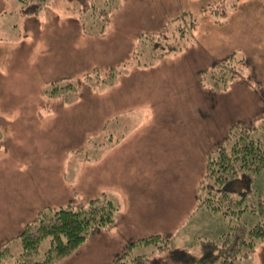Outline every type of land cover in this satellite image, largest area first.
Segmentation results:
<instances>
[{"label": "rangeland", "instance_id": "1", "mask_svg": "<svg viewBox=\"0 0 264 264\" xmlns=\"http://www.w3.org/2000/svg\"><path fill=\"white\" fill-rule=\"evenodd\" d=\"M47 1L34 12L0 0V243L39 204L95 198L118 206L117 223L58 264L125 253L127 264H181L171 249L132 243L160 233L199 257L198 238L259 223L252 211L196 208V188L230 126L264 125V0ZM227 187L264 192V171ZM239 264H264V241Z\"/></svg>", "mask_w": 264, "mask_h": 264}, {"label": "trees", "instance_id": "2", "mask_svg": "<svg viewBox=\"0 0 264 264\" xmlns=\"http://www.w3.org/2000/svg\"><path fill=\"white\" fill-rule=\"evenodd\" d=\"M20 1L28 7L33 2L34 12L42 9L48 2ZM103 14L108 17L110 12L103 10ZM104 28L103 25L101 32ZM222 62L231 64L226 59ZM220 65L214 64L204 73L214 76V71L222 69ZM98 70L97 68L94 72H99ZM233 77H237V74L234 73ZM87 78L92 77L88 75ZM225 80L216 81L213 88L221 90ZM227 134L224 142L207 154L203 179L196 188V208H205L211 213L221 211L231 216L252 211L259 214L260 222L249 227L246 222L239 221L229 225L228 230L217 239L198 238L194 247H199V257L194 256L189 249L177 247L173 238L166 239L160 233L137 239L132 244H152L160 254L171 249L174 258L181 264H192L195 260H199L201 264H239L241 259H248L257 245L264 241V192L241 190L240 195L236 197L227 187L231 181L241 176L264 171V125L257 128L235 123L229 127ZM117 212L118 206L104 198L92 199L86 206H46L24 224L19 234L0 243V264H58L80 249L92 232L115 225ZM45 238H49L51 244L43 258H40L39 249L41 241ZM18 242L22 248L17 254L14 243ZM125 255L126 253L116 257L113 264H127ZM159 257L154 259L152 264H167L163 257ZM148 259L146 255H138L132 261L136 264H148Z\"/></svg>", "mask_w": 264, "mask_h": 264}, {"label": "crops", "instance_id": "3", "mask_svg": "<svg viewBox=\"0 0 264 264\" xmlns=\"http://www.w3.org/2000/svg\"><path fill=\"white\" fill-rule=\"evenodd\" d=\"M60 205H62V204H60ZM46 206H49V204H46V203H44V204H39L38 205V208L36 209V211L34 210L33 211V213H38L41 209H43L44 207H46ZM32 213V214H33ZM35 216V214L33 215V217ZM28 221H30V219H24L22 222H23V224L22 225H24L25 223H27ZM61 262V261H60Z\"/></svg>", "mask_w": 264, "mask_h": 264}]
</instances>
